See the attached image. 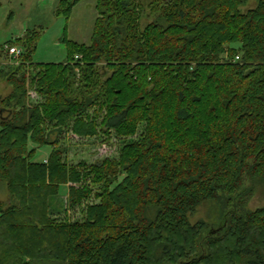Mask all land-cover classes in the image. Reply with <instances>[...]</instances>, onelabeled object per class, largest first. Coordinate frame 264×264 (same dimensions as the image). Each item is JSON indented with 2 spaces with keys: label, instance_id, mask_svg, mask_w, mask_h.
I'll return each mask as SVG.
<instances>
[{
  "label": "trees",
  "instance_id": "trees-1",
  "mask_svg": "<svg viewBox=\"0 0 264 264\" xmlns=\"http://www.w3.org/2000/svg\"><path fill=\"white\" fill-rule=\"evenodd\" d=\"M53 1L68 18L82 0ZM95 1L89 45L34 64L24 37L0 70V264H264V205L247 207L264 190V0H143V29L141 0ZM98 129L123 140L116 158L70 165L51 141ZM67 185L65 210L96 201L82 220L51 215Z\"/></svg>",
  "mask_w": 264,
  "mask_h": 264
},
{
  "label": "rangeland",
  "instance_id": "rangeland-1",
  "mask_svg": "<svg viewBox=\"0 0 264 264\" xmlns=\"http://www.w3.org/2000/svg\"><path fill=\"white\" fill-rule=\"evenodd\" d=\"M141 4L143 12L139 24L143 29L154 21L157 14L151 13L149 1L141 0ZM95 5V0H82L71 9L68 18H65L56 13L57 5L53 0H0V70L8 73L11 70V64H14L3 53L4 46L18 47L24 52V49L17 43L24 37L33 39L34 49L30 56L32 63H63L67 57L65 41L77 45L90 44L94 22L97 18ZM254 6L255 3L251 0L240 10L245 13ZM20 67L21 72L27 73L28 78H34L39 71L29 63ZM75 72L78 75L79 70L75 69ZM29 84L27 92L29 103L33 105L42 103L43 99L37 95L34 85L30 81ZM10 90L11 88L5 81L0 80V98L5 97ZM141 131L140 128L137 136L133 139H137ZM52 140H56L57 148L63 151V159L70 165H76L80 162L91 165L105 158H116L123 143V140L114 131L109 132L107 136L100 129H98V134L95 137L81 138L70 131H64L59 135L54 133L51 136ZM31 148H34V145L29 144V149ZM51 150L50 147L38 149L34 161L45 162ZM69 186L71 185L62 187L59 197L53 199L51 203V215L58 221L64 219L69 221L82 220L87 204L96 203L91 198L90 201L75 210H65ZM7 198L6 186L0 183V200L6 202ZM263 205L264 190L258 188L247 207L250 210H255ZM212 214L209 206L203 205L194 216L190 217V222L192 224L199 220L209 222V216Z\"/></svg>",
  "mask_w": 264,
  "mask_h": 264
},
{
  "label": "built area",
  "instance_id": "built-area-1",
  "mask_svg": "<svg viewBox=\"0 0 264 264\" xmlns=\"http://www.w3.org/2000/svg\"><path fill=\"white\" fill-rule=\"evenodd\" d=\"M3 53L7 55L10 61L14 62V64L17 65L19 64L20 57L23 55V50H21L18 47H12L9 45H5L3 48ZM75 59H78V57H76ZM235 59L237 60L238 57H236Z\"/></svg>",
  "mask_w": 264,
  "mask_h": 264
},
{
  "label": "crops",
  "instance_id": "crops-1",
  "mask_svg": "<svg viewBox=\"0 0 264 264\" xmlns=\"http://www.w3.org/2000/svg\"><path fill=\"white\" fill-rule=\"evenodd\" d=\"M50 153V152H49Z\"/></svg>",
  "mask_w": 264,
  "mask_h": 264
}]
</instances>
